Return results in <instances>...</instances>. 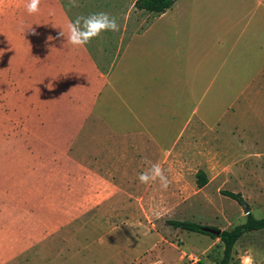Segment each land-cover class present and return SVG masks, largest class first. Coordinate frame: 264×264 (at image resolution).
<instances>
[{
  "label": "crops",
  "instance_id": "0c3cea01",
  "mask_svg": "<svg viewBox=\"0 0 264 264\" xmlns=\"http://www.w3.org/2000/svg\"><path fill=\"white\" fill-rule=\"evenodd\" d=\"M77 2L41 0L34 15L26 0L4 8L8 35L34 37L29 47L11 48L33 51L34 70L31 91L16 83L14 95L24 102L16 107L19 123L4 125L7 140L0 141V264L43 250L119 196L115 178L90 164L104 161L112 141L128 149L124 157L154 162L156 149L214 130L231 102L253 99L264 84V0H176L163 13L138 10L135 0ZM220 7L229 22L217 34ZM101 11L116 17L118 32L81 48L59 35L67 19ZM12 59L25 76L30 59ZM101 137L105 143L95 142Z\"/></svg>",
  "mask_w": 264,
  "mask_h": 264
},
{
  "label": "rangeland",
  "instance_id": "374dc122",
  "mask_svg": "<svg viewBox=\"0 0 264 264\" xmlns=\"http://www.w3.org/2000/svg\"><path fill=\"white\" fill-rule=\"evenodd\" d=\"M13 2L19 0H0L2 142L7 138L4 125L19 123L16 107L24 103L20 95H14L16 83L23 80L29 88L33 87L30 81L33 80L34 52L18 53L11 48L29 47L34 37L5 32L8 16L4 18V8ZM222 11L220 7L215 12L212 23V30L217 34L222 32L221 23L229 22ZM203 21L206 25L204 18ZM23 39L27 44L22 43ZM17 56L20 60L30 59V63L23 62L25 76H19L13 68L12 58ZM261 80L264 81L262 76ZM260 84L256 85L259 94L264 91V84ZM25 90L24 87L23 92ZM259 94L248 101H233V105L231 102L228 114L219 119L214 130L187 133L180 145L160 152L156 149L154 163H159L169 178L167 190H161L158 183L141 184L137 177L146 165L134 162L132 157H124L122 154L128 149L115 148L112 141L101 157L104 161H90V164L105 176L115 178L114 183L122 189L119 196L108 203L105 210L92 211L77 219L43 250L34 248L12 263L156 264L162 261L163 264H219L223 256L219 239L186 232L167 222L189 221L219 231L230 230L245 221V206L254 218H264V96L259 97ZM170 136L171 132L167 133L163 142L167 144ZM101 138L95 142L105 143V138ZM97 153L88 151L87 154L92 157ZM198 170H202L208 180L202 188L196 186ZM224 191L240 194L243 204L225 197ZM154 208L160 210L159 217L153 215ZM249 255L254 264H264V230L240 237L228 264H245V257Z\"/></svg>",
  "mask_w": 264,
  "mask_h": 264
},
{
  "label": "clouds",
  "instance_id": "9594fccd",
  "mask_svg": "<svg viewBox=\"0 0 264 264\" xmlns=\"http://www.w3.org/2000/svg\"><path fill=\"white\" fill-rule=\"evenodd\" d=\"M40 4L41 0H26L25 10L27 14L34 15L38 13ZM69 7H79L77 0H69ZM49 15H55V9H50ZM119 30L120 25L116 17L101 11L87 15H77L75 18L67 19L59 35L66 38L67 44L74 48H81L88 45L102 33L118 32ZM52 39L51 36L48 37L49 41ZM143 163L146 168L138 174V181L145 185L158 183L161 190H167L170 181L161 165L147 158L144 159ZM160 214V210L154 208L153 215L159 217ZM145 235H147V232H145ZM156 264H163V262L157 261ZM245 264H254L252 256L245 257Z\"/></svg>",
  "mask_w": 264,
  "mask_h": 264
},
{
  "label": "trees",
  "instance_id": "16d2710c",
  "mask_svg": "<svg viewBox=\"0 0 264 264\" xmlns=\"http://www.w3.org/2000/svg\"><path fill=\"white\" fill-rule=\"evenodd\" d=\"M176 0H135L134 6L138 10H145L155 13H163L168 10ZM208 180L206 174L202 170L196 172V186L202 188L207 184ZM225 197L236 201L238 204H243V199L240 194L224 191L222 193ZM168 225L184 230L186 232L198 233L209 236L210 238H217L223 245L222 260L219 264H228L231 259L233 247L237 240L244 234L252 231L264 230V218L256 219L250 213L246 215L245 221L242 224L236 225L230 230L220 231L219 237L202 231L203 227L218 230L214 227L201 226L199 224L189 221H168Z\"/></svg>",
  "mask_w": 264,
  "mask_h": 264
},
{
  "label": "water",
  "instance_id": "95a60500",
  "mask_svg": "<svg viewBox=\"0 0 264 264\" xmlns=\"http://www.w3.org/2000/svg\"><path fill=\"white\" fill-rule=\"evenodd\" d=\"M250 212H249V209L248 207H244V215H248ZM202 231L205 232V233H208V234H211L215 237H219V234H220V231L219 230H214V229H210V228H207V227H203L202 228Z\"/></svg>",
  "mask_w": 264,
  "mask_h": 264
}]
</instances>
